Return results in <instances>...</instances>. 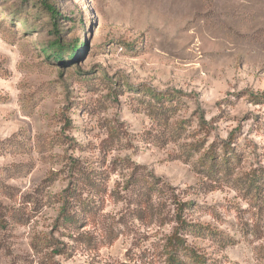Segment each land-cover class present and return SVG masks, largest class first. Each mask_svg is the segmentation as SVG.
<instances>
[{
    "label": "rangeland",
    "instance_id": "1",
    "mask_svg": "<svg viewBox=\"0 0 264 264\" xmlns=\"http://www.w3.org/2000/svg\"><path fill=\"white\" fill-rule=\"evenodd\" d=\"M48 1L0 0V264H168L177 202L180 264H264V0Z\"/></svg>",
    "mask_w": 264,
    "mask_h": 264
},
{
    "label": "trees",
    "instance_id": "2",
    "mask_svg": "<svg viewBox=\"0 0 264 264\" xmlns=\"http://www.w3.org/2000/svg\"><path fill=\"white\" fill-rule=\"evenodd\" d=\"M41 2V4L46 8V10L49 12L50 17L55 18L59 17V14L56 13V8L54 5L48 1V0H38ZM58 23L55 21L54 23V34L55 38L53 39L52 42L48 44L47 47H49L53 51L51 52V56L54 57L55 59H60V48L63 47V44L61 40L59 39V34H60V29L57 27ZM78 43V39L73 40L70 44L72 48V52L74 53L75 56H77L79 53H77L78 50H76ZM82 54V53H81ZM155 98L159 101L164 100L166 97L170 98L169 95H166L164 93H156L154 94ZM256 98L260 99L261 101L264 102V92L257 94ZM68 201V200H67ZM66 202V201H65ZM64 202V203H65ZM185 205H188L186 202H177L176 203V210H175V218H176V224L173 227V231L167 238V246H169V250L167 252V261L168 264H180L181 263V258H180V252L185 249V243H184V233L186 231H191L195 230L197 228V225L194 223H187L183 218H182V213H183V208ZM84 207V206H83ZM66 209L64 207L61 208V215H62V221L63 222H72V218H70L69 214L65 211ZM75 218V222H76ZM200 228V226H198ZM189 250V254L191 256H197V253L195 252L194 249L191 247H186ZM58 251V250H57Z\"/></svg>",
    "mask_w": 264,
    "mask_h": 264
}]
</instances>
